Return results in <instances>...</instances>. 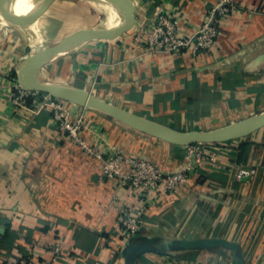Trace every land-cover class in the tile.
Returning <instances> with one entry per match:
<instances>
[{
	"label": "crops",
	"instance_id": "1",
	"mask_svg": "<svg viewBox=\"0 0 264 264\" xmlns=\"http://www.w3.org/2000/svg\"><path fill=\"white\" fill-rule=\"evenodd\" d=\"M216 1L136 0L133 24L122 37L89 40L40 68L35 79L85 88L184 132L214 130L263 113L264 0H234L208 52H150L139 36L164 11L179 19L181 35L192 34ZM113 6L123 16L124 8ZM95 9L84 0H0V264L26 256L48 264L55 243L65 250L56 264H125L132 241L119 233L114 187L102 176L98 158L68 139L47 111L13 112L4 84L6 72H17L30 55L82 30L120 23L107 25L109 16L93 23ZM81 112L89 143L118 147L167 173L184 166V146L98 109ZM245 142L241 159V138L210 142L221 152L217 164L203 165L191 186L158 192L143 210L139 235L155 238L164 250L145 253L136 264H264V169L251 185L235 177L237 164L264 165V127ZM127 203L139 204L134 197ZM199 237L226 238L240 249L186 250L179 244Z\"/></svg>",
	"mask_w": 264,
	"mask_h": 264
},
{
	"label": "built area",
	"instance_id": "2",
	"mask_svg": "<svg viewBox=\"0 0 264 264\" xmlns=\"http://www.w3.org/2000/svg\"><path fill=\"white\" fill-rule=\"evenodd\" d=\"M235 6L234 0H217L208 10L203 25L189 35L179 33V19L172 11L161 12L151 27L143 29L139 36L150 52L175 54L189 49L194 54L208 52L217 45V38L223 25ZM4 81L10 108L13 112L31 110L34 113L47 111L51 122L86 153L95 156L100 162L101 174L111 181L115 200L119 208V233L127 242L138 236L143 225V210L149 207L158 192H170L179 187L192 184V176L203 165L219 162V148L214 143H194L185 147V164L175 173H167L155 163L125 153L118 147L99 148L89 143L83 136L85 116L84 107L72 102L52 97L49 94L30 91L21 86L17 79L7 71ZM259 168L253 165L237 164L235 177L238 181L252 183L258 177ZM134 197L137 204H128L127 199ZM52 258L48 264H56L65 250L61 243L50 247ZM12 264H34L32 256L22 257Z\"/></svg>",
	"mask_w": 264,
	"mask_h": 264
},
{
	"label": "water",
	"instance_id": "3",
	"mask_svg": "<svg viewBox=\"0 0 264 264\" xmlns=\"http://www.w3.org/2000/svg\"><path fill=\"white\" fill-rule=\"evenodd\" d=\"M120 3L124 13L120 23L115 26L99 25L82 30L46 49L27 57L17 70L18 81L21 86L30 91H38L59 99L72 102L86 108L98 109L108 116L126 124L127 126L153 136L160 140L188 146L194 143L226 142L240 139L247 134L264 127V112L240 122L207 131H178L172 127L154 121L147 117L133 113L118 105L105 101L89 90L75 85L35 79L36 72L47 64L73 52L83 43L93 39L116 40L131 28L136 10V0H108ZM156 239L150 236H136L126 249L125 264H136L137 259L148 252H163L164 248L155 246ZM181 248L196 250L209 247H221L239 250L238 243L221 237H199L180 240ZM165 247V246H164Z\"/></svg>",
	"mask_w": 264,
	"mask_h": 264
},
{
	"label": "rangeland",
	"instance_id": "4",
	"mask_svg": "<svg viewBox=\"0 0 264 264\" xmlns=\"http://www.w3.org/2000/svg\"><path fill=\"white\" fill-rule=\"evenodd\" d=\"M84 1H89V2H91L92 4H93V6H95V8H98L97 10L95 9V11L93 10V12L95 13V15L93 16V18L92 19H90L91 21H93V23L94 22H98V23H101V22H103V21H105V19H106V17L108 16L107 15V12L106 11H104V10H102L99 6H98V1L97 0H84ZM84 15L85 16H87L85 13H84ZM110 21L112 22L113 20L112 19H110L109 18V21H107V25H109L110 24ZM259 130L260 129H258V130H256V131H253V132H251V133H249V134H247L246 136H244V137H242L241 138V140L243 139V140H251L252 138H254V137H257V134H259ZM247 165H249V164H247ZM254 166V165H253ZM255 166H257V167H259V171L261 172V170H263L264 169V165H255ZM259 171H258V175H259ZM258 178V177H257ZM255 181H257V179L255 180ZM255 181L254 182H252V183H247V184H254L255 183ZM246 183V182H245Z\"/></svg>",
	"mask_w": 264,
	"mask_h": 264
},
{
	"label": "bare ground",
	"instance_id": "5",
	"mask_svg": "<svg viewBox=\"0 0 264 264\" xmlns=\"http://www.w3.org/2000/svg\"><path fill=\"white\" fill-rule=\"evenodd\" d=\"M99 3H98V6L107 12V14H109L108 16V20L109 21V18L112 19L114 21H118L120 19H122V16L121 14H119V12H116V10L114 9V5H117V6H121L120 3H117V2H111V1H108V0H97ZM123 15V14H122ZM110 21V23H112Z\"/></svg>",
	"mask_w": 264,
	"mask_h": 264
},
{
	"label": "trees",
	"instance_id": "6",
	"mask_svg": "<svg viewBox=\"0 0 264 264\" xmlns=\"http://www.w3.org/2000/svg\"><path fill=\"white\" fill-rule=\"evenodd\" d=\"M12 75V78H14V79H17L18 78V76H17V72L14 70L12 73H11ZM246 146H247V143L245 142V140H241V153H240V159L242 158V156H243V154H244V152H245V148H246Z\"/></svg>",
	"mask_w": 264,
	"mask_h": 264
}]
</instances>
